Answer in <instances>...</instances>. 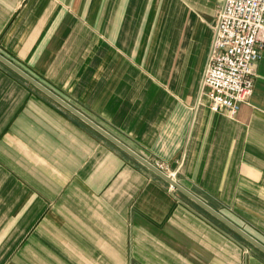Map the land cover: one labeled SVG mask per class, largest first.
<instances>
[{
    "label": "crops",
    "instance_id": "1",
    "mask_svg": "<svg viewBox=\"0 0 264 264\" xmlns=\"http://www.w3.org/2000/svg\"><path fill=\"white\" fill-rule=\"evenodd\" d=\"M222 2L0 0V54L264 245V49L200 96ZM235 234L0 61V264H264Z\"/></svg>",
    "mask_w": 264,
    "mask_h": 264
},
{
    "label": "built area",
    "instance_id": "2",
    "mask_svg": "<svg viewBox=\"0 0 264 264\" xmlns=\"http://www.w3.org/2000/svg\"><path fill=\"white\" fill-rule=\"evenodd\" d=\"M263 49L264 0H223L200 92L212 111L234 117L248 103Z\"/></svg>",
    "mask_w": 264,
    "mask_h": 264
},
{
    "label": "water",
    "instance_id": "3",
    "mask_svg": "<svg viewBox=\"0 0 264 264\" xmlns=\"http://www.w3.org/2000/svg\"><path fill=\"white\" fill-rule=\"evenodd\" d=\"M0 61L8 66L10 69H12L14 72H16L18 75L23 77L25 80H27L29 83L43 91L46 95L57 101L59 104L67 108L69 111L74 113L76 116H78L80 119H82L84 122H86L88 125H90L92 128H94L96 131H98L101 135H103L105 138L110 140L112 143L117 145L119 148H121L123 151H125L127 154H129L131 157L142 163L144 166L149 168L151 171H153L155 174H157L159 177L167 181L172 188L178 190L183 195L188 197L191 201H193L195 204L200 206L202 209L207 211L209 214H211L213 217L218 219L221 223L226 225L228 228H230L233 232L238 234L240 237L245 239L248 243L253 245L255 248L259 249L264 253V245L260 243L258 240L250 236L248 233H246L243 229L235 225L233 222L228 220L226 217H224L221 213L214 210L212 207H210L206 202H204L202 199L182 187L176 180L164 173L161 169H159L154 164L147 161L145 158L134 152L132 149H130L128 146H126L124 143H122L120 140L115 138L113 135H111L109 132H107L105 129L91 121L88 117L83 115L81 112H79L77 109L72 107L70 104H68L66 101L61 99L58 95H56L54 92H52L50 89H48L46 86H44L42 83L37 81L35 78L30 76L28 73H26L24 70L16 66L14 63H12L10 60L5 58L3 55L0 54Z\"/></svg>",
    "mask_w": 264,
    "mask_h": 264
},
{
    "label": "rangeland",
    "instance_id": "4",
    "mask_svg": "<svg viewBox=\"0 0 264 264\" xmlns=\"http://www.w3.org/2000/svg\"><path fill=\"white\" fill-rule=\"evenodd\" d=\"M173 191H174V190H173ZM234 233H235V232H234ZM235 235H236V237H237L240 241H242V242H243V241H244V242L246 241L245 239H243L242 237H240L238 234H235ZM246 243H248V242L246 241Z\"/></svg>",
    "mask_w": 264,
    "mask_h": 264
}]
</instances>
